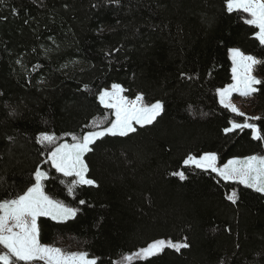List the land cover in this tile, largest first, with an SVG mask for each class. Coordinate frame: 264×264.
<instances>
[{"label":"trees","instance_id":"16d2710c","mask_svg":"<svg viewBox=\"0 0 264 264\" xmlns=\"http://www.w3.org/2000/svg\"><path fill=\"white\" fill-rule=\"evenodd\" d=\"M248 18L225 0H0V201L23 194L39 169L45 193L77 209L66 222L39 218L42 244L96 264L156 240L188 247L132 264H264V194L184 163L264 155L252 129L224 131L246 120L218 94L233 81L231 49L256 57L252 124L264 136V45ZM113 84L129 99L161 102L163 113L127 136L96 140L84 157L95 183L76 184L50 153L111 125L99 96ZM44 132L55 143L41 144ZM233 190L236 203L226 198Z\"/></svg>","mask_w":264,"mask_h":264},{"label":"snow or ice","instance_id":"6c2138e0","mask_svg":"<svg viewBox=\"0 0 264 264\" xmlns=\"http://www.w3.org/2000/svg\"><path fill=\"white\" fill-rule=\"evenodd\" d=\"M226 10L247 13L249 18L246 23L258 29L255 33L256 39L264 45V0H225ZM232 60L235 65L232 69L235 83L218 89L220 103L240 116L245 114L238 107L231 103L233 93L241 97H251L257 89L254 85L261 81L252 75L253 66L260 63L251 55H245L239 49H232ZM237 67L242 68V74H237ZM124 89L119 84L112 85V91L105 90L100 96V102L106 107L115 110V120L111 126L102 131H89L83 137L73 139L77 142L69 145L61 144L50 153V160L55 169L64 176H75L79 185H93L95 181L87 178L88 166L83 157L92 151L90 145L105 135L127 136L135 132L133 122L144 126L152 124L156 117L163 111L161 102L148 105L144 103L143 95H137L134 100L122 95ZM259 119V117H247L246 122H232L231 127L225 128V132H232L236 129H252L253 138L264 139L259 128L247 120ZM56 141L55 135L47 132L41 133L39 142L41 144H53ZM217 155L205 153L199 159L189 156L184 163L194 164L197 168L211 169L225 180L238 181L256 192L264 193V155H250L243 159L229 160L222 168L216 166ZM47 173L37 169L34 174V183L27 188L23 194L12 199L0 201V246L6 251L0 253V264H17V262L44 261L45 264H96L95 259H89L86 252H65L59 247L42 244L40 241V230L37 224L39 217H50L56 221H67L75 218L77 209L68 207L58 200L52 199L45 194L43 181L47 179ZM179 175L181 179L184 174ZM69 192L73 188L68 189ZM226 198L236 203L237 193L233 190ZM84 203L83 200L80 201ZM188 247L184 243H172L165 240H156L147 247L140 249L136 257H151L161 253L164 248ZM126 264H131L132 256L124 257Z\"/></svg>","mask_w":264,"mask_h":264},{"label":"rangeland","instance_id":"374dc122","mask_svg":"<svg viewBox=\"0 0 264 264\" xmlns=\"http://www.w3.org/2000/svg\"><path fill=\"white\" fill-rule=\"evenodd\" d=\"M232 50V49H231ZM231 50H230V52H229V57H230V59H231V61H232V63H233V60H232V54H231ZM246 55V54H245ZM235 65L233 64V67H234ZM256 66H257V64L256 65H254L253 66V70H252V75L253 76H255L256 77V74H255V71H256ZM237 74H242V68H240V67H237ZM232 75L234 76V74H233V71H232ZM257 78V77H256ZM233 83H235V81H234V79H233V81H232V83L231 84H233ZM258 85V84H257ZM257 85H254V87L256 88V86ZM228 86V85H227ZM226 86V87H227ZM123 88V87H122ZM105 90H108V91H112V86L110 87V88H107V89H104L103 91H105ZM102 91V92H103ZM122 95H124L125 96V91L122 93ZM253 97H254V94L251 96V97H247V98H245V97H241V96H239V94H237V93H233L232 94V96H231V103H233V104H235L237 107H238V109L241 111V112H243L245 115L243 116L244 118H245V120H246V118L247 117H259V115L258 114H256L255 112H254V110H253V108L251 107V101H252V99H253ZM128 98V97H127ZM129 99V98H128ZM219 99H220V97H219ZM130 100H134V99H130ZM145 103V102H144ZM102 104V103H101ZM146 104V103H145ZM103 105V104H102ZM163 105V104H162ZM104 106V105H103ZM105 107V106H104ZM109 109H111V108H109ZM113 110V113H114V120H115V110L114 109H112ZM163 113V111L160 113V115ZM236 114V113H235ZM160 115H158L157 117H156V119L160 116ZM238 115V114H237ZM156 119H155V121H156ZM113 120V121H114ZM254 120H257V119H250V120H247V122L248 123H252ZM112 121V122H113ZM246 122V121H245ZM146 125H148V124H146ZM146 125H144V126H146ZM111 126V125H110ZM109 126V127H110ZM133 127L136 129L137 127H143V126H141V125H139V124H136L135 122H133ZM103 129H100V130H95V131H102ZM235 131V130H234ZM130 133H133V132H130ZM129 133V134H130ZM108 135H110V134H108ZM98 140V139H97ZM77 141H61V142H59L57 145H55V147H57V146H59V145H61V144H64V143H67V144H69V145H72V144H74V143H76ZM92 145V144H91ZM91 145H90V147H91ZM55 149V148H54ZM53 149V150H54ZM52 150V151H53ZM86 155V154H85ZM85 155H84V157H85ZM84 157H83V159H84ZM197 159H199L198 157H196ZM50 159V158H49ZM234 159H241V158H234ZM232 160V159H231ZM84 161H85V159H84ZM50 163H51V160H50ZM52 164V163H51ZM53 166V165H52ZM185 166H187V167H195V168H197L194 164H185ZM216 166L218 167V168H222L223 166H221L220 164H219V161H218V156H217V162H216ZM54 167V166H53ZM55 168V167H54ZM198 169H201V170H204V171H211V169H202V168H198ZM42 171V170H41ZM212 172V171H211ZM181 173V172H180ZM183 173V172H182ZM213 173H215V172H213ZM63 174V173H62ZM184 174V173H183ZM215 174H217V173H215ZM218 175V174H217ZM179 176V175H178ZM220 178H222V179H224L223 177H221L220 175H218ZM73 177H75V176H73ZM180 177V176H179ZM184 177H185V174H184ZM76 179H78L77 177H75ZM181 178V177H180ZM184 179V178H183ZM225 180V179H224ZM225 181H229V182H235V183H239L238 181H232V180H225ZM240 184V183H239ZM94 185V184H93ZM241 185H243V184H241ZM87 186H90V185H87ZM243 186H245V185H243ZM246 187V186H245ZM252 189V188H251ZM254 190V189H253ZM45 192V191H44ZM46 194V193H45ZM264 194V193H263ZM39 218H41V217H39ZM39 218L37 219V224H38V220H39ZM46 218H50V217H46ZM51 219V218H50ZM71 219H73V218H71ZM71 219H68L67 221H69V220H71ZM54 221H56V220H54ZM57 222H66V221H57ZM166 242H168V241H166ZM55 247V246H54ZM166 248H168V247H166ZM166 248H164V250L166 249ZM63 250V249H62ZM163 250V251H164ZM6 251V250H5ZM140 251V250H139ZM139 251H137V252H139ZM162 251V252H163ZM2 252H4V249H3V247L2 246H0V253H2ZM137 252H134V253H132V254H129V255H127V256H132L133 257V260L131 261V264L132 263H134V262H138V261H144V260H147V259H150V258H152V257H155V256H157V255H159V254H161V253H159V254H157V255H155V256H151V257H147V258H144V257H136V253ZM89 258V257H88ZM90 259V258H89ZM96 261V263H97V260H95ZM21 262H23V261H21ZM33 262H36V261H32V262H24V263H33ZM41 262H44V261H41ZM45 263V262H44ZM117 264H126V261L123 259L122 261H120V262H118Z\"/></svg>","mask_w":264,"mask_h":264},{"label":"crops","instance_id":"0c3cea01","mask_svg":"<svg viewBox=\"0 0 264 264\" xmlns=\"http://www.w3.org/2000/svg\"><path fill=\"white\" fill-rule=\"evenodd\" d=\"M149 125V124H148Z\"/></svg>","mask_w":264,"mask_h":264}]
</instances>
